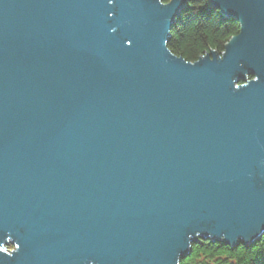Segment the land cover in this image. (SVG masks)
Listing matches in <instances>:
<instances>
[{
  "label": "water",
  "instance_id": "95a60500",
  "mask_svg": "<svg viewBox=\"0 0 264 264\" xmlns=\"http://www.w3.org/2000/svg\"><path fill=\"white\" fill-rule=\"evenodd\" d=\"M186 2L0 0V264L264 234V0H207L239 32L194 62L168 49Z\"/></svg>",
  "mask_w": 264,
  "mask_h": 264
},
{
  "label": "trees",
  "instance_id": "16d2710c",
  "mask_svg": "<svg viewBox=\"0 0 264 264\" xmlns=\"http://www.w3.org/2000/svg\"><path fill=\"white\" fill-rule=\"evenodd\" d=\"M239 32V23L211 8L207 0H187L170 30L168 49L194 62L209 51L220 54L228 40ZM179 264H264V234L251 245L236 247L200 240Z\"/></svg>",
  "mask_w": 264,
  "mask_h": 264
},
{
  "label": "clouds",
  "instance_id": "9594fccd",
  "mask_svg": "<svg viewBox=\"0 0 264 264\" xmlns=\"http://www.w3.org/2000/svg\"><path fill=\"white\" fill-rule=\"evenodd\" d=\"M167 2H170V0H158V3H167ZM108 3L112 4V3H114V0H108ZM109 15H113V14L110 13ZM260 163H261V165H264V160H262ZM89 264H92V262L89 261Z\"/></svg>",
  "mask_w": 264,
  "mask_h": 264
},
{
  "label": "rangeland",
  "instance_id": "374dc122",
  "mask_svg": "<svg viewBox=\"0 0 264 264\" xmlns=\"http://www.w3.org/2000/svg\"><path fill=\"white\" fill-rule=\"evenodd\" d=\"M7 248H8V249H12V246H8Z\"/></svg>",
  "mask_w": 264,
  "mask_h": 264
},
{
  "label": "snow or ice",
  "instance_id": "6c2138e0",
  "mask_svg": "<svg viewBox=\"0 0 264 264\" xmlns=\"http://www.w3.org/2000/svg\"><path fill=\"white\" fill-rule=\"evenodd\" d=\"M130 42V41H129Z\"/></svg>",
  "mask_w": 264,
  "mask_h": 264
}]
</instances>
